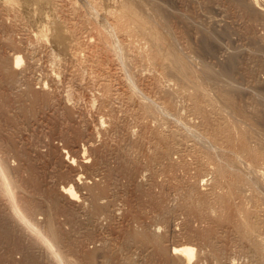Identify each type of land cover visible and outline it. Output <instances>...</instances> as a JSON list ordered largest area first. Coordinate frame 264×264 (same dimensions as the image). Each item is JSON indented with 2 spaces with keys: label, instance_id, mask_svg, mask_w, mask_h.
<instances>
[{
  "label": "rangeland",
  "instance_id": "1",
  "mask_svg": "<svg viewBox=\"0 0 264 264\" xmlns=\"http://www.w3.org/2000/svg\"><path fill=\"white\" fill-rule=\"evenodd\" d=\"M72 1L0 0V264H181L172 253L174 243L195 248L187 264H264V250L255 245L264 239V156L253 167L252 149L249 156L240 147L241 129L249 128L244 118L254 117L259 100L264 102V14L254 18L245 6L253 9L259 2L255 8L264 10V0H132L164 43L171 41L189 59L197 83L168 72L149 35L125 27L116 36L121 27L107 12L124 0ZM88 4L101 16L85 10ZM89 16L101 19L95 23ZM57 20L73 31L65 46L49 36ZM106 21L120 29L110 30L112 38L105 35L114 43L102 38ZM203 33L215 43L212 54L198 47ZM109 46H118V53ZM231 54L236 69L226 76L220 66ZM14 55L21 56L20 65L11 66ZM230 86L244 110L238 119L216 91ZM197 92L201 98L206 92L207 99ZM250 135L248 144L255 146ZM236 138L242 140L236 144ZM232 159L244 163L246 180L237 182L233 175L240 168ZM244 165L261 168L255 170L263 172L262 187L260 179L252 183L258 190L247 181L250 167ZM68 183L74 199L63 191ZM243 218L253 219L252 233L244 231Z\"/></svg>",
  "mask_w": 264,
  "mask_h": 264
},
{
  "label": "bare ground",
  "instance_id": "2",
  "mask_svg": "<svg viewBox=\"0 0 264 264\" xmlns=\"http://www.w3.org/2000/svg\"><path fill=\"white\" fill-rule=\"evenodd\" d=\"M7 1H9V2H11V1H14V0H7ZM5 2V0H4V2L5 3H8V2ZM26 1V0H25ZM72 1V0H71ZM74 1V0H73ZM72 1V2H73ZM81 2L83 1V4L85 3H89V2H85L84 0H80ZM92 1H94V0H92ZM92 1H91V3H92ZM98 1V0H97ZM94 2V3H98V2ZM111 1V0H110ZM116 1V0H115ZM120 0H118V2H119ZM253 0H249L248 1V3L249 2H252ZM260 1V0H259ZM15 2H16V0H15ZM55 2V1H54ZM64 2V1H63ZM76 2V1H75ZM112 2H114V0H112ZM254 2V3H253ZM252 3L253 4H255V2H258V0L257 1H253ZM74 3V2H73ZM101 3V2H100ZM107 3H109V2H107ZM106 3V4H107ZM116 3V4H115ZM162 3V2H161ZM259 3V2H258ZM258 3H256V5L255 6H257V5H259ZM66 4V3H65ZM110 4H111V2H110ZM110 4H107L108 6H109V8H111L110 7ZM250 4V3H249ZM67 5H69V4H67ZM77 5V4H76ZM113 5V3L111 4V6ZM116 5V7L114 8L113 6H112V8L111 9H109L108 10V8H107V10H108V12H107V10H105V12H107V13H109V11H110V14L113 16V18H112V16H110V15H108L107 13H103V14H107V16L108 17H110V19L112 18L113 19V24L114 25H117V27H121L120 29H121V31L120 32H118V31H116L117 29L118 30H120L119 28H117L116 26H114L113 25V27H116L115 29V31L116 32H114L115 34L116 33H121L122 32V30H124V29H126V30H128L129 28H131V29H129V31L131 30L132 32L134 31V34H136V32H140V33H142V35H144V34H147V35H149V36H145L146 38H149L150 39V41H151V47L153 46V48H154V50L155 51H153V52H155L154 54H155V56L157 55H159V56H162L163 57V59H161V60H164V59H166L168 62H167V64H166V61L164 62L166 65H167V70H168V72H171V74L172 75H174V76H176V77H179V78H181V80H183V81H185L186 82V80H188L189 81V79L190 80H195V78L194 79H191V77L193 76V73L190 75V71H189V67H190V65L188 64V62L185 60V58H183V56H182V54L176 49V47L172 44V42L171 41H168V43H169V45H166L165 43H164V41H166V39L165 40H163L162 39V37H163V35H161L160 34V32H158V28L157 27H155V26H153L152 24H151V22L150 23H148V21L146 20V18H145V20H144V18H143V16H142V14L140 13V8L132 1V0H128V1H126V0H124V1H121L120 3H118L117 4V1L116 2H114V6ZM252 5V4H251ZM262 5H264V3L262 4ZM13 6V5H12ZM11 6V7H12ZM55 6V5H54ZM60 6V5H59ZM62 6V5H61ZM85 6H88V10L90 11V12H92V11H94V10H96L95 11V14H92L93 16L94 15H99L98 13H97V9H93L92 11H91V9H90V4H88V5H84V7ZM100 6H102V5H100ZM100 6H96L97 8L99 7L100 8ZM107 6V7H108ZM248 6V7H247ZM247 6H245V8L247 9L248 8V13L251 11V13L253 12L254 14H255V16L253 15V14H251L250 13V15L252 16H254V18L260 13V12H262L263 14H264V10H263V7H259L258 6V8H262V9H256L255 8V6H254V8L253 9H251V6L249 7V5H247ZM64 7V6H63ZM71 7V6H70ZM83 7V8H84ZM91 7H93V6H91ZM95 7V8H96ZM103 7V6H102ZM101 7V8H102ZM253 7V6H252ZM59 8V7H58ZM78 8V7H77ZM86 8L87 7H85V10H86ZM98 8V9H99ZM100 8V9H101ZM61 9V8H60ZM72 9H73V7H72ZM87 10V11H88ZM161 10V9H160ZM61 11V10H60ZM77 11V10H76ZM82 11H83V9H82ZM101 11H102V9H101ZM63 12V11H62ZM103 12V11H102ZM55 13V12H54ZM73 13V12H72ZM74 13H75V11H74ZM92 13H94V12H92ZM65 14V13H64ZM77 14H80L79 12L77 13ZM84 14V13H83ZM61 15V14H60ZM105 15H102V16H104V17H102V18H104L105 19ZM56 16V15H55ZM67 16V15H66ZM71 16V15H70ZM74 16V15H73ZM79 16V15H78ZM78 16H77V18H78ZM93 16H89V17H93ZM100 16H101V14H100ZM259 16V15H258ZM257 16V17H258ZM72 17V16H71ZM75 18H76V16H74ZM87 17V16H86ZM85 17V18H86ZM256 17V18H257ZM59 18V17H58ZM64 18H65V16H64ZM70 18V17H69ZM67 19V18H66ZM71 19V18H70ZM79 19V18H78ZM96 19V18H95ZM95 19H94V17H93V21L95 22ZM97 19L99 20V19H101L100 17H97ZM97 19H96V22L95 23H97ZM258 19V18H257ZM77 20V19H76ZM106 20H109V18H107ZM68 21V20H67ZM73 21V20H72ZM80 21H81V19H80ZM140 21H144L145 22V24H141V22ZM260 21V20H259ZM92 22V21H91ZM107 22V21H106ZM105 22V23H106ZM64 23V22H63ZM74 23V21L71 23V24H73ZM76 23H77V21H76ZM94 23V24H95ZM101 23V22H100ZM112 23V22H111ZM68 24V23H67ZM70 24V25H71ZM78 24H80V22L78 23ZM82 24H84V22H82ZM92 24H93V22H92ZM102 24H104V22H102ZM263 24V23H262ZM62 25H64V24H62ZM62 25H61V23L59 22L58 23V20H57V22L56 23H54V32L53 33H51L50 32V35L49 36H51V34H53L51 37H52V40H54V42H56L57 44H59L60 46H62L65 42H66V38H68L67 36H70V35H68V33H69V31H70V29H68L69 31L67 32V28L65 29V27L63 26L62 27ZM73 25H76L75 23L73 24ZM101 25V24H100ZM100 25H98L97 24V26H94V28L95 27H97L96 29L98 30V28L100 27ZM112 25V24H111ZM80 26V28H82L81 27V25H79ZM99 26V27H98ZM102 26H106L105 24L104 25H102ZM101 26V27H102ZM107 26L109 27V25H108V22H107ZM67 27H69V25L67 26ZM77 27V26H76ZM84 27V26H83ZM100 27V28H101ZM111 27V26H110ZM110 27L107 29L106 27V29H107V31L105 30V29H103L102 28V30H104L103 32L102 31H100V29L98 30V31H100V32H102L103 34H102V36L104 35V37H102L101 35H100V32H98L99 33V35L103 38V40H105L104 41V43L106 42V41H108V39L110 40L112 37H113V31L112 32H110V30H112L113 29V27H111V29H110ZM126 27V28H125ZM70 28V27H69ZM123 28V29H122ZM73 29H74V27H73ZM76 29V28H75ZM83 29V28H82ZM95 29V30H96ZM146 29H149V30H146ZM49 30H50V28H49ZM77 30V29H76ZM79 30V29H78ZM91 30H92V28H91ZM125 30V31H126ZM160 31V30H159ZM49 32V31H48ZM83 32V31H82ZM91 32H93V31H91ZM90 32V33H91ZM96 31H94V34H95V36H97V33H95ZM110 32V35L109 36H111V38H105V37H107V36H105V35H107V33H109ZM127 32V31H126ZM131 32V34H133ZM71 33H73V31L71 32ZM71 33H69V34H71ZM106 33V34H105ZM130 33V32H129ZM128 32H127V34H129ZM77 34H78V32H77ZM72 35V34H71ZM137 35H139V34H137ZM141 35V34H140ZM141 35V36H142ZM44 36V35H43ZM79 36H80V34H79ZM79 36L77 37V39L79 40ZM91 36H93V35H91ZM116 36H117V34H116ZM120 36V35H119ZM162 36V37H161ZM168 36H169V34H168ZM45 37V36H44ZM82 37V36H81ZM80 37V38H81ZM98 37V36H97ZM115 37V36H114ZM100 38V37H99ZM164 38V37H163ZM46 39V38H45ZM90 39V38H89ZM101 39V38H100ZM113 39H115V38H113ZM122 39V38H121ZM142 39V38H141ZM47 40V39H46ZM68 40V39H67ZM81 40H83V39H81ZM80 40V41H81ZM102 40V39H101ZM77 41V40H76ZM111 41H112V39H111ZM115 41V40H114ZM118 40H117V38H116V41H115V43L118 45V42H117ZM120 41H122V40H120ZM113 42V41H112ZM112 42H110V44L112 43ZM81 43V47L84 45V42H83V45H82V41L80 42ZM80 43L78 42V46L80 45ZM107 43V42H106ZM114 43V42H113ZM148 41H147V45H148ZM120 44V43H119ZM123 44H125L124 43V41H123ZM215 43H213V41L208 37V35L207 34H205V33H203V35L201 36V38H200V40H199V45H198V47L204 52H207V54L208 53H211L212 54V52L213 51H215L214 50V48H215V45H214ZM65 45H67V44H64V46ZM75 45V44H74ZM112 45V44H111ZM114 45V47L116 46L115 44H113ZM112 45V46H113ZM58 46V45H57ZM63 46V47H64ZM76 46V45H75ZM86 46V45H85ZM111 46V47H112ZM119 46V45H118ZM118 46H117V48H115L116 50H117V53H118V51L120 50V47H121V45L119 46V50H118ZM110 47V46H109ZM110 47V48H111ZM114 47H112V51H114V52H116V50L115 49H113ZM150 46L148 45V48H149ZM151 47L149 48V49H151ZM62 48V47H61ZM61 48H59V49H61ZM69 48V46L66 48L67 50H70V49H68ZM71 48V47H70ZM80 48V47H79ZM72 49H76V48H72ZM125 49V48H124ZM216 49V48H215ZM83 50V49H82ZM122 50H123V48H122ZM64 51V50H63ZM78 52H79V50H77ZM77 51H74V52H72V53H74L75 54V52H77ZM151 51V50H150ZM194 51V50H193ZM123 52H124V50H123ZM122 52V53H123ZM200 52V51H199ZM204 52V53H205ZM151 53V52H150ZM215 53V52H214ZM213 53V54H214ZM77 55V54H76ZM122 55V54H121ZM125 55V53L123 54V56ZM153 55V54H152ZM115 56H118V57H121L122 58V56H120V54H115ZM158 56V58H160ZM186 56V55H185ZM13 57V60H14V64L13 65H11V66H15V65H20L19 64V62H20V60H21V56L20 55H14V56H12ZM11 57V58H12ZM117 57V58H118ZM152 57V56H151ZM125 58H127L126 57V55H125ZM154 58H157V57H154ZM120 59V58H119ZM118 59V60H119ZM124 59V58H123ZM123 59H121L122 61H123ZM117 60V61H118ZM191 60V59H190ZM226 61H223V63H222V65L220 66L221 67V69L224 71V72H226V73H223V74H226V76H227V72H233V71H235V65H236V62H237V58H236V56L235 55H233V54H231V55H229L226 59H225ZM263 61V60H262ZM124 62V61H123ZM126 62V61H125ZM12 63V62H11ZM21 63V62H20ZM120 63V62H119ZM261 63V62H260ZM128 63H126V65H127ZM192 64H194L193 62H192ZM196 64V63H195ZM197 65V64H196ZM200 65V64H199ZM128 66H129V64H128ZM256 67V66H255ZM15 67H13V69H14ZM103 68V67H102ZM130 68V67H129ZM128 68V69H129ZM197 68V67H196ZM204 68V67H203ZM259 68V67H258ZM16 69H17V66H16ZM207 69V68H206ZM248 69H249V66H248ZM255 69V68H254ZM253 69V70H254ZM245 70H246V68H245ZM244 70V71H245ZM15 71V70H14ZM101 71H103L102 69H101ZM124 71V70H123ZM244 71H242V72H244ZM256 71V70H255ZM130 72V71H129ZM241 72V71H240ZM248 72H249V70H248ZM11 74H12V77H13V72H10ZM9 73V74H10ZM18 73V72H17ZM124 73V72H123ZM125 73H127V72H125ZM131 73V72H130ZM234 73V72H233ZM245 73V72H244ZM9 74H7V75H9ZM257 74V73H256ZM246 75H248L247 73H246ZM245 75V76H246ZM10 76L11 75H9L8 77L10 78ZM48 76V75H47ZM11 77V78H12ZM125 77H127L126 76V74H125ZM129 77V76H128ZM253 77V76H252ZM251 77V78H252ZM121 78H123V77H120V79ZM130 78V77H129ZM231 78V77H230ZM251 78H250V80H251ZM14 79V78H13ZM50 79V78H49ZM51 79H52V77H51ZM257 79V78H256ZM8 80V79H7ZM126 80V79H125ZM129 81H130V79H128ZM132 80V79H131ZM134 80V79H133ZM42 81V80H41ZM44 81V80H43ZM52 81H53V79H52ZM209 81V80H208ZM249 81V80H248ZM261 81V80H260ZM46 82V81H45ZM122 82V81H121ZM135 82V81H134ZM192 82V81H191ZM194 82V81H193ZM192 82V88H194V86H195V84ZM195 82L197 83V81L195 80ZM264 82V81H263ZM126 83H128V82H126ZM125 83V84H126ZM131 83V82H130ZM208 83V82H207ZM41 84H42V82H41ZM129 84V83H128ZM133 84V83H132ZM132 84H129V85H132ZM248 84V83H247ZM258 84V83H257ZM198 85V84H197ZM196 85V86H197ZM199 85H201V84H199ZM197 86V88H198V90L200 91V90H202V89H199L201 86ZM204 86V85H203ZM208 86V85H207ZM206 86V88H208ZM212 86H214V87H218L219 85H212ZM211 86V87H212ZM258 86V85H257ZM264 86V85H263ZM42 87V86H41ZM122 87V86H121ZM127 87H128V85H127ZM256 87V86H255ZM205 88V87H204ZM230 88H231V86H230ZM230 88H227V87H224V88H219V90H216V91H219L220 92V94L222 95V97H223V101L221 100V102H223L224 104H225V106L226 107H228V108H230L231 110H232V112H235V113H237L236 114V116L238 115V114H240V113H242L243 111H242V109L243 108H241L239 105H237L236 104V102H235V100H237L238 99V96H237V92H236V90H234V89H230ZM132 89H135V88H133L132 87ZM212 89V88H211ZM215 89H217V88H215ZM241 89V88H240ZM254 89V88H253ZM259 89V88H258ZM125 90V89H124ZM193 90V89H192ZM195 90V89H194ZM197 90V89H196ZM196 90H195V92H196ZM204 90H206V89H204ZM249 90V89H248ZM257 90V89H256ZM132 91V90H131ZM130 91V92H131ZM139 91H140V89H139ZM215 91V90H214ZM215 91V92H216ZM243 91V90H242ZM246 91V90H245ZM125 92V91H124ZM127 92V91H126ZM201 92V91H200ZM213 92V91H212ZM241 92V91H240ZM132 93V92H131ZM140 93V92H139ZM194 92H192V94H193ZM198 93V92H197ZM205 93L206 92H204V95H205ZM247 93V92H246ZM128 94V93H127ZM191 94V97H193V95ZM216 94V93H215ZM214 94V92H213V95H215ZM219 94V95H220ZM34 95V94H33ZM36 95V94H35ZM194 95H196V93L194 94ZM198 95H199V93H198ZM200 95H201V93H200ZM200 95H199V97H200ZM203 95V94H202ZM203 95V97L202 98H206L207 99V97L206 96H204ZM217 95H218V92H217ZM37 96V95H36ZM145 95H143V97H144ZM207 96H208V94H207ZM210 96V95H209ZM208 96V99L210 98ZM212 96V95H211ZM146 97V96H145ZM196 97H197V95H196ZM198 97V99H199V102H200V98ZM213 97V96H212ZM221 97V98H222ZM247 97V96H246ZM249 97H250V95H249ZM253 97V96H252ZM257 97V96H256ZM148 98V97H147ZM201 98V99H202ZM214 98H217V97H215L214 96ZM214 98H211V99H213L214 100ZM219 98V97H218ZM220 98V99H221ZM241 98V97H240ZM149 99V98H148ZM195 99V98H194ZM242 99V98H241ZM197 100V99H196ZM205 100V99H204ZM213 100H211V101H213ZM144 101V100H143ZM149 101V100H148ZM206 102H208L207 100H205ZM210 101V100H209ZM245 101V100H244ZM256 101V100H255ZM217 102V101H216ZM220 102V103H221ZM226 102V103H225ZM259 102H261V104H260V106H259V108H257L258 110H256V113H255V116L254 117H252V118H249V117H247L248 119H246V118H244V115L242 116V118H244V120L245 121H248V126H249V128L247 127V130L245 129V126H243L244 127V129L245 130H242L241 128H239V129H241V133H240V136L242 135L243 136V143L241 144V145H243V146H241L240 145V147H242L241 149H243V150H246V154H248V152H247V150L249 151V153H251L252 151V154H251V157L249 158L250 160L252 159V162L254 163V164H252V165H254L253 167H255V163H256V158H260V157H263L264 155V102L263 101H260L259 100ZM161 103V105H162V102H160ZM212 103V102H211ZM218 103V102H217ZM243 104H245L244 102H242ZM252 103V102H251ZM258 103V102H257ZM153 104H155V103H153ZM202 104V103H201ZM248 104V103H247ZM147 105V104H146ZM155 105H157V103L155 104ZM197 105L199 106L200 104H198V102H197ZM212 105V104H211ZM213 105H214V101H213ZM217 106L219 105V103L218 104H216ZM216 105H215V107H216ZM241 105V104H240ZM144 106V105H143ZM224 106V107H225ZM255 106H257V105H255ZM146 107H149L148 105L146 106ZM159 107V106H158ZM223 107V108H224ZM250 107V106H249ZM162 108V107H161ZM166 108H167V106H166ZM244 108H246L245 106H244ZM145 109V108H144ZM148 109H150V108H148ZM163 109V108H162ZM161 109V110H162ZM217 109V108H216ZM222 109V108H221ZM247 109H248V107H247ZM252 110H253V108H252ZM148 111V110H147ZM223 111V110H222ZM251 111V110H250ZM255 111V110H254ZM159 112V111H158ZM253 112V111H252ZM218 113H220V112H218ZM227 113V112H226ZM221 114V113H220ZM232 114V113H231ZM243 114H245V113H243ZM175 115V114H174ZM223 115V114H222ZM227 115V114H226ZM230 115V114H229ZM242 115V114H241ZM253 115V114H252ZM166 116V115H165ZM169 116V115H168ZM176 116V115H175ZM178 116V115H177ZM231 116V115H230ZM247 116V115H246ZM249 116H251V115H249ZM167 117V116H166ZM179 117H181V116H179ZM177 118V117H176ZM228 118H230V117H228ZM175 119V118H174ZM237 119H238V116H237ZM241 119V118H240ZM101 120V119H100ZM99 120V122H101L102 123V121H100ZM176 120V119H175ZM177 120H179V119H177ZM176 120V121H177ZM182 120V119H181ZM97 122V121H96ZM183 122V121H182ZM230 122V121H229ZM236 122V121H235ZM227 123H228V121H227ZM226 123V124H227ZM234 123V122H233ZM185 124V123H184ZM244 124V123H243ZM225 125V124H224ZM223 125V126H224ZM228 125V124H227ZM230 125V124H229ZM233 125V124H232ZM234 125H236V124H234ZM233 127V126H232ZM226 128H228V127H226ZM234 128H236L237 129V127H234ZM223 129H224V127H223ZM229 130L231 129V126H230V128H228ZM238 129V130H239ZM186 130V129H185ZM225 130H227V129H225ZM232 130V129H231ZM234 130V129H233ZM195 131V130H194ZM227 132V134H229V136H230V133L231 132H229L228 133V131H226ZM234 131H232V133H233ZM200 133V132H199ZM198 133V134H199ZM224 133H225V131H224ZM223 133V134H224ZM238 133V134H239ZM236 135H237V133H235ZM248 134H253L252 136H255L254 137V142H256V144H255V146H256V149H254V147L255 146H253L254 144H252L251 146H253V148H251V146H249V144H248V142H250V144H251V140H252V138H251V140H249L248 138H246V136L248 135ZM205 135V134H204ZM226 135V134H225ZM224 135V136H225ZM235 135V137H237ZM246 135V136H245ZM250 135V136H251ZM207 136V135H206ZM228 136V137H229ZM232 136V135H231ZM239 136V135H238ZM241 136V137H242ZM251 136V137H252ZM223 137V136H222ZM227 137V138H228ZM205 138V137H204ZM212 138V137H211ZM211 138H210V141H212L211 140ZM225 138V137H224ZM232 138H233V136H232ZM255 138H256V141H255ZM221 139V138H220ZM237 139V138H236ZM240 138H238L237 140H235L236 141V144L238 143L237 141H240V140H242V138L239 140ZM246 139L248 140V141H246ZM206 140V139H205ZM225 140V142H226V139H224ZM230 140H232V139H230ZM206 141H209V140H206ZM210 141H209V143H210ZM221 141V140H220ZM233 141V140H232ZM231 141V144L233 145V142ZM200 142V141H199ZM219 142V141H218ZM222 143H223V140L221 141ZM224 142V143H225ZM228 142H230V141H228ZM252 142H253V140H252ZM213 143V142H212ZM220 143V142H219ZM221 143V144H222ZM214 144V143H213ZM235 144V143H234ZM240 144V143H239ZM220 145V144H219ZM225 145H227V142H226V144ZM228 145H230L229 143H228ZM235 146V145H234ZM214 148H215V146H213ZM225 147V146H224ZM236 147V146H235ZM252 149V151H250ZM207 150L209 151V149L207 148ZM214 150V149H213ZM242 150V151H243ZM232 151H233V148H232ZM235 151H241V150H235ZM214 152V151H213ZM218 152V151H217ZM233 153V152H232ZM240 153V152H239ZM243 153V152H242ZM261 153H263V154H261ZM211 154V153H210ZM209 154V155H210ZM218 154V153H217ZM238 154V153H237ZM208 155V156H209ZM232 155V154H231ZM240 155H242V154H240ZM249 155V154H248ZM261 155V156H260ZM233 156V155H232ZM250 156V155H249ZM248 156V157H249ZM260 156V157H259ZM210 157V156H209ZM223 157V156H222ZM234 157V156H233ZM242 157H244V156H242ZM247 157V156H246ZM246 157H244V159H246ZM238 158H240L239 156H238ZM264 158V157H263ZM263 158H262V160H263ZM73 159V158H72ZM213 159V158H212ZM244 159H242V160H244ZM233 160V159H232ZM249 160V161H250ZM259 160V159H258ZM261 160V159H260ZM235 160H233V162H234ZM215 162V161H214ZM218 162V161H217ZM224 162V161H223ZM247 162V161H246ZM231 164L232 162H229L228 161V163H226V164ZM250 163V162H249ZM264 163V162H263ZM229 164V165H230ZM234 164H236V166L238 167L239 166V168H240V165L241 164H244V163H239L240 165H237V163H236V161H235V163ZM248 164V163H247ZM246 164V165H247ZM261 165V163L260 162H258L257 161V165ZM221 165V164H220ZM220 165H218V166H220ZM233 166H235V165H233ZM235 166V167H236ZM242 166V165H241ZM245 166V165H244ZM264 166V165H263ZM222 167L224 168L225 166H223L222 165ZM232 167V166H231ZM246 168L247 167H250L249 165L248 166H245ZM252 167V168H253ZM262 167V166H261ZM226 168V167H225ZM243 167H241L240 168V171H235V175H233L234 177H236V180L237 179H240V178H242L243 176H245V175H243V173H245V172H243V169H242ZM251 167L250 168H248V173H250L251 172V169H252ZM259 168V167H258ZM264 168V167H263ZM229 169V168H228ZM231 169V168H230ZM234 169H237V168H234ZM242 169V170H241ZM255 169H257V166H256V168H253L252 169V172L254 173H250V174H253V175H249L248 173H247V171H246V173H247V177L248 176H250V178H247V181L249 182V184H250V186H253V184L252 183H254V181H255V183H256V181L257 180H259L260 179V181H258L259 183L262 181L261 179L263 178L262 176H260V175H262V173L259 175L258 173V171L257 170H259V169H261V168H259V169H257V170H255ZM0 170H3V168L0 166ZM220 170V169H219ZM225 170V169H224ZM239 170V169H238ZM263 170V169H262ZM221 171V170H220ZM219 171V173H221ZM241 171L243 172V173H241ZM245 171V170H244ZM217 172V171H216ZM234 172V171H233ZM224 174V173H223ZM225 174H226V172H225ZM231 174H233V173H231ZM241 174L243 175V176H241ZM255 174H256V176H260L261 178H257V179H255L256 177H255ZM258 174V175H257ZM228 175H230V173L228 174ZM76 176H77V173H76ZM215 176H217L216 174H215ZM220 176H221V174H220ZM224 176H226V175H224ZM252 176V177H251ZM263 176H264V174H263ZM75 177V176H74ZM73 177V178H74ZM230 177V176H229ZM80 177H78V178H76V179H79ZM220 179H221V177H219ZM224 178V177H223ZM244 178V180H246V178L245 177H243ZM216 179V178H215ZM217 179H218V176H217ZM8 180V179H7ZM5 181V183H7L8 181ZM80 180V179H79ZM78 180V181H79ZM225 180V179H224ZM229 180V179H228ZM235 180V181H236ZM74 181H75V179H74ZM73 181V182H74ZM77 181V182H78ZM217 181H219V180H217ZM222 181V180H221ZM230 181V180H229ZM235 181H233L232 180V182H235ZM239 181H241V180H239ZM239 181L237 180V182L239 183ZM250 181H251V183H250ZM227 182V181H226ZM225 182V183H226ZM247 182V183H248ZM218 183V182H217ZM231 183V182H230ZM241 183V182H240ZM243 183V182H242ZM254 183V184H255ZM69 184V183H68ZM65 184L64 185V187H63V191L64 192H66L67 194H68V197L70 198V199H74L75 198V195H76V192H75V190L73 189V186L71 185V184ZM221 184H223V183H221ZM221 184H219V186L221 185ZM233 184L234 183H232V186H233ZM252 184V185H251ZM225 185V184H224ZM230 185V184H229ZM236 185V184H235ZM239 185V184H238ZM243 185V184H242ZM258 185V184H257ZM262 184L260 183L259 184V186H261ZM232 186H231V188H232ZM244 186V185H243ZM243 186H241V187H243ZM258 186V187H259ZM263 186H264V184H263ZM227 187V186H226ZM237 187V186H236ZM235 187V188H236ZM245 187V186H244ZM262 187V186H261ZM230 187H228L227 189H228V193H230L229 191H231V192H233L232 191V189H231ZM235 188H233V189H235ZM238 188V187H237ZM229 189H231V190H229ZM255 188H254V186H253V190H254ZM239 190V189H238ZM255 190H258L257 189V187H256V189ZM239 192V191H238ZM243 192V191H242ZM255 192H257L256 194H259V193H261V192H259V191H255ZM65 193V194H66ZM234 193V192H233ZM237 193V192H236ZM241 193V192H240ZM66 194V195H67ZM232 194V193H231ZM244 194V193H243ZM234 195V194H233ZM240 195V194H239ZM238 195V196H239ZM262 194H260L259 196H261ZM263 195H264V193H263ZM262 195V196H263ZM229 196H230V194H229ZM238 196H236L237 198H238ZM261 196V198H263L264 199V197H262ZM67 197V198H68ZM231 197V196H230ZM241 197V196H240ZM242 197H244L243 195H242ZM245 198V197H244ZM231 199H233V197L231 198ZM236 199V198H235ZM239 199V198H238ZM234 200V199H233ZM233 200H232V202H233ZM245 200V199H244ZM262 200V199H261ZM75 201V200H74ZM241 201H242V199H241ZM235 203H236V201H235ZM255 203V202H254ZM240 204V203H239ZM238 204V205H239ZM235 205V204H234ZM237 205V204H236ZM235 205V206H236ZM255 205V204H254ZM237 207V206H236ZM256 214V213H255ZM245 216V215H244ZM253 216H255V215H253ZM245 217H249V216H245ZM244 217V218H245ZM257 217V216H256ZM244 218L242 219V220H244ZM247 219V218H246ZM244 220L245 221V227H244V231L246 230L245 228H247V230H249L250 232H251V230H252V232H253V230H255V226H254V229H252V225H254V224H251L250 222L252 221V223H253V219H249L250 220V222L248 221V219L247 220ZM256 219V218H255ZM257 220V219H256ZM256 220H254V221H256ZM264 221V220H263ZM257 222V221H256ZM260 223H262L261 221H259ZM255 223V222H254ZM237 224V223H236ZM264 224V223H263ZM238 225V224H237ZM260 226V225H259ZM258 226V227H259ZM238 227V226H237ZM240 227V226H239ZM261 228V227H260ZM259 228V229H260ZM263 228V227H262ZM261 228V229H262ZM251 229V230H250ZM258 229V228H257ZM256 229V230H257ZM239 230H240V228H239ZM242 230V229H241ZM247 232V233H249V235H251L250 234V232ZM251 232V233H252ZM256 232V231H255ZM261 232V231H260ZM259 232V233H260ZM257 233H258V231H257ZM261 234H264V233H262L261 232ZM261 234H260V236H261ZM249 235L247 234V237H249ZM257 235V234H256ZM256 235H253V236H256ZM249 238H251V237H249ZM254 239H255V237H254ZM257 239V238H256ZM260 239V238H259ZM258 239V240H259ZM262 239V238H261ZM261 239L259 240L260 242H261ZM251 240V239H250ZM252 242H254V240H252ZM256 244L255 245H257L256 247H257V249L258 248H261V249H263L264 250V239H263V242H261L260 244H257L258 242H255ZM175 245L172 247V253H174V254H176V255H178V258H181V260L180 261H182V263L181 264H183V263H186L187 264V262L192 258V257H194V254H195V248L193 247V246H191V245H189L188 243H179V244H176V243H174ZM251 245H252V243H251ZM259 250V249H258ZM254 251V250H253ZM262 251V250H261ZM171 252V251H170ZM214 252V251H213ZM171 253V254H172ZM262 254H264V252L262 253L261 252V255ZM216 255V254H215ZM220 255V254H219ZM258 255H259V251H258ZM259 257V256H258ZM263 257V256H262ZM220 258V256L218 257V259ZM257 258V257H256ZM256 258H254V259H256ZM214 259V258H213ZM263 259V258H262ZM257 260V259H256ZM255 260V261H256ZM257 261H259L260 262V260L258 259ZM263 261V260H262ZM264 262V261H263ZM252 263H253V261H252ZM255 264V263H254ZM257 264V263H256Z\"/></svg>",
  "mask_w": 264,
  "mask_h": 264
}]
</instances>
